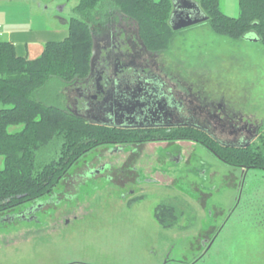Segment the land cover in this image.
<instances>
[{"label":"rangeland","instance_id":"rangeland-1","mask_svg":"<svg viewBox=\"0 0 264 264\" xmlns=\"http://www.w3.org/2000/svg\"><path fill=\"white\" fill-rule=\"evenodd\" d=\"M38 2L35 21L48 19L52 30L67 29L64 22L76 17L77 0ZM220 8L235 17L238 0H221ZM162 55L194 78L197 73L205 75L213 93L232 98L257 120L264 118V44L215 35L204 21L174 33ZM41 97L54 103L48 89ZM59 103L63 105L61 99ZM166 141L142 143L135 155L116 154L112 145L84 153L59 178L51 196L45 195L33 206L44 211L39 217L49 222L47 228L38 226L32 232V227L19 222L8 224L5 237L0 232V264H264V170L246 168L241 177L239 168L225 165L195 142ZM263 142L264 124L253 145L264 147ZM179 150L189 160L187 169L193 164L198 171L206 169V178L198 171L189 176L186 166H178L157 182L146 180V173L135 184L127 177L125 185V178H110L107 166L96 174L80 166L97 156L95 162H111L117 174L143 153L140 163L146 167L159 156L164 164L167 156ZM49 154L45 152V160ZM170 165L166 162L165 169ZM82 171L84 177L79 174ZM201 180L206 183L202 191L196 185ZM73 209L93 215L70 216L71 223L65 227L61 219L66 216L61 214ZM155 211L160 212L161 224Z\"/></svg>","mask_w":264,"mask_h":264},{"label":"trees","instance_id":"trees-1","mask_svg":"<svg viewBox=\"0 0 264 264\" xmlns=\"http://www.w3.org/2000/svg\"><path fill=\"white\" fill-rule=\"evenodd\" d=\"M192 1L207 16L205 22L215 35L257 36L264 44V0H238L235 17L222 11L221 0ZM173 2L77 0L76 17L67 22V36L47 42L34 59L17 56L11 43L0 41V211L47 196L78 158L105 143L190 140L202 144L226 165L264 170L261 145L222 147L201 133L152 136L117 132L88 124L59 103L64 86L88 73L94 31L111 17L129 21L149 50L165 52L177 32L169 26ZM45 89L52 93L54 103L41 97ZM45 152L51 153L48 160ZM155 217L161 224L160 212L155 211Z\"/></svg>","mask_w":264,"mask_h":264},{"label":"flooded vegetation","instance_id":"flooded-vegetation-1","mask_svg":"<svg viewBox=\"0 0 264 264\" xmlns=\"http://www.w3.org/2000/svg\"><path fill=\"white\" fill-rule=\"evenodd\" d=\"M94 32V57L87 75L67 83L61 92L65 109L74 117L93 126H102L117 132L152 136L180 132L201 133L210 136L219 146L228 148H246L259 137L264 118L257 120L232 98L213 93L205 75L197 73L194 78L192 72L174 68L167 63L162 57V52L149 50L145 46L129 21L122 20L121 16L111 17L105 22L104 27ZM152 141L159 140L153 138L145 142L105 143L93 150L102 145H112L116 147V154L128 151L135 155L139 152L138 146ZM200 146L205 148L202 144ZM143 154L137 156L136 163L119 167L120 171L116 172L117 174L111 162H95L97 156H94L93 160L82 161L80 166L88 168L89 174L98 173L107 166L112 180H115L114 176L121 180L125 178L122 181L124 184L129 177L130 182L135 184L146 173H149L146 180L157 182L164 174L172 172L168 169H176L189 163L179 150L176 154L164 157V164L159 156L153 162H147L149 164L146 163L145 167L140 163L143 161L140 160ZM166 162L171 163L168 166L171 168L165 169ZM195 166L193 164L188 169L186 166L189 176L198 171V167ZM231 167L239 168L241 177L246 172V168ZM128 172L132 177L128 176ZM198 173L206 178L208 171L199 169ZM79 174L85 176L84 172ZM202 182L203 180L200 184L196 183L201 191L206 184ZM133 191L129 196L133 195ZM52 192L47 196H51ZM126 196L123 194L121 198L124 199ZM38 201L27 202L24 207L0 211L2 236H6L8 224L16 226L19 222L26 223L28 228L32 227L30 229L32 232L38 226L47 228L49 222L44 223L39 217L40 214L44 215V211L42 208L33 207ZM63 211L61 216L66 218L61 220L69 221L67 214L71 210ZM3 223H6L3 225L4 229L1 228ZM53 228L56 229V225H53ZM209 242L211 240L204 243L207 245Z\"/></svg>","mask_w":264,"mask_h":264},{"label":"crops","instance_id":"crops-1","mask_svg":"<svg viewBox=\"0 0 264 264\" xmlns=\"http://www.w3.org/2000/svg\"><path fill=\"white\" fill-rule=\"evenodd\" d=\"M38 6V0H0V41L11 43L17 56L34 59L42 53L47 42L63 40L68 34L66 28L52 30L48 19L45 22L35 21L34 14ZM69 212L67 216H73L72 219H77L79 215H93L80 209ZM72 219L63 221V225L68 227L67 223H71ZM26 229L24 231L27 232Z\"/></svg>","mask_w":264,"mask_h":264},{"label":"water","instance_id":"water-1","mask_svg":"<svg viewBox=\"0 0 264 264\" xmlns=\"http://www.w3.org/2000/svg\"><path fill=\"white\" fill-rule=\"evenodd\" d=\"M62 7H59L61 9ZM207 20V16L203 14L199 6L192 0H174L173 8L169 17V26L172 30L179 31L185 27L192 26L194 24L202 23ZM244 39H249L252 41H258L256 37H247L244 36ZM93 47L92 44V53L90 57V66L93 62Z\"/></svg>","mask_w":264,"mask_h":264}]
</instances>
